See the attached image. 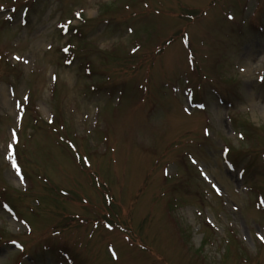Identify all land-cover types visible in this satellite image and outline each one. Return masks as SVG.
<instances>
[{
	"label": "rangeland",
	"instance_id": "obj_1",
	"mask_svg": "<svg viewBox=\"0 0 264 264\" xmlns=\"http://www.w3.org/2000/svg\"><path fill=\"white\" fill-rule=\"evenodd\" d=\"M110 1H45L40 6L43 11L33 12L27 26L15 28L21 15L11 19L13 31L0 24V40L22 42L17 50L3 46L11 50L10 59L22 58L24 67L28 68L36 56L42 69L37 75L38 83L52 73L59 75L58 95L64 97L59 104L45 102L43 92L36 96L42 118L49 122L53 112L66 121L67 129L71 125V132L74 126L80 135L86 133L87 127L91 134L92 129H99L100 133L104 130L102 134L109 140L102 151L96 148L79 152L78 158L83 163V169L79 170L72 154L59 149L52 134L39 132L37 139L30 140L32 145L27 142L28 147L19 151L24 155L20 156L23 165L26 163L29 167L25 158H30L28 171L32 168L40 171L59 189L75 194L78 203L69 205L49 190L33 202L37 195L42 196V189H36L38 183L33 181L36 195L26 196L32 174L23 172L25 182L8 166L7 142L13 140L18 106L10 103L7 87H3L0 186L3 183L9 187L1 196L6 201L10 198L15 215L0 210V232L24 241L19 238L23 230L21 219H31L32 229L26 231L23 251L30 254L35 250L42 254L34 251L31 258L24 259V264H69L66 259L49 257L51 252L56 256L61 248L72 264H205L208 259L211 264L264 262L260 238L264 236V216L256 207L257 197L264 196V160L258 155L263 147H258L251 157L243 158L244 162L250 159L254 170L246 175L241 171L228 172L222 166L220 152V143L224 140H232L235 147L258 146L247 128L260 127L259 133H264V79H261V75L264 77V0H164L163 13L147 20L143 15L132 14L139 9L128 11L121 0ZM149 4L151 8H159L158 2ZM178 6L205 15L189 28L190 50L184 51L185 47L178 41L156 59L151 70L127 72L123 61L126 52L139 55L143 46L152 49L169 33L175 34L183 28V22L178 19ZM142 9L147 8L141 6ZM78 11L80 20L84 12L94 18L80 27V39L70 28L77 24L74 18ZM96 11L104 19L95 18ZM5 14H0V19ZM64 21H73L69 24L70 40L87 51L79 52V58L70 66L57 63L58 67L54 68L59 62L60 48L67 40L63 35L67 27ZM128 27L133 28L131 32L126 31ZM49 46L51 49H47ZM108 47L109 50L116 47L114 56L100 53ZM85 62L92 64L91 82L101 84L87 94L81 91L84 83L89 84L83 78ZM219 70L225 72L223 81L231 91H235L233 85L241 83L246 95L238 100L236 95L229 94L233 99L231 106L220 102L213 91L200 89L217 85ZM26 86H15L20 97L27 94ZM107 87L114 89V97L118 96L117 107L110 105L113 99L109 100ZM190 88L200 89L196 92L198 99L191 97ZM203 91L207 98L203 97ZM198 100L204 101L205 109L196 112L199 109L194 107L187 112L186 101ZM201 128L205 130L200 131ZM27 132L37 136V131L32 134L27 129ZM188 132H194L191 138L196 144L189 152L201 171H195L182 151L178 152L189 147V138H182ZM100 133L80 143L99 144L104 138ZM167 146H170L168 150ZM167 165V172L180 173V180L186 184L185 189L173 184L178 187L177 195L186 203L176 211L177 216H168L165 207L168 193L161 194L160 189ZM145 175L150 177L149 182L139 194ZM162 181L161 185H165L166 178ZM206 191L211 194L203 195ZM212 196L210 207L203 205L204 199ZM228 205L240 208V212L228 210ZM199 206L205 207L200 219L196 213ZM67 215H79L80 220L64 229L57 223ZM226 216L237 225L241 241L231 235L226 248L228 256L220 260L225 246L221 221ZM204 220L214 227L215 233L206 228L212 234V243L195 255L202 240L199 226ZM18 255L15 244L0 246V264H16Z\"/></svg>",
	"mask_w": 264,
	"mask_h": 264
},
{
	"label": "trees",
	"instance_id": "obj_2",
	"mask_svg": "<svg viewBox=\"0 0 264 264\" xmlns=\"http://www.w3.org/2000/svg\"><path fill=\"white\" fill-rule=\"evenodd\" d=\"M13 72H14V69L12 67H7L4 65L2 59H0V81H8L9 83H12L14 84L16 82V79L13 75ZM50 96L54 99H57V92L54 90L51 92ZM36 114V113H35ZM37 124V123H35ZM71 128V127H70ZM70 128L67 129V123H62L59 127L55 126V127H52V125H46L45 127H42V128H38V129H43V131L45 132V129H48V130H51V132L55 135H57L59 138H63V136L65 135V133H67ZM32 132L36 131V128H33L31 129ZM29 136V135H28ZM232 155H236V156H242L241 153L239 152H232ZM182 202L184 201H181V203H174V205L176 207H179ZM200 232H202L200 230ZM203 234V237H202V241H201V246L200 248H205L207 245H209L210 243V238L209 236L207 235V233L205 232H202ZM224 256L227 258V254H224ZM223 256V257H224Z\"/></svg>",
	"mask_w": 264,
	"mask_h": 264
},
{
	"label": "snow or ice",
	"instance_id": "obj_3",
	"mask_svg": "<svg viewBox=\"0 0 264 264\" xmlns=\"http://www.w3.org/2000/svg\"><path fill=\"white\" fill-rule=\"evenodd\" d=\"M65 51H67V49H65ZM205 134L207 135L208 133L205 132ZM165 174H167V172ZM262 203H264V202H262ZM260 238H261L262 241H264V236H261Z\"/></svg>",
	"mask_w": 264,
	"mask_h": 264
}]
</instances>
